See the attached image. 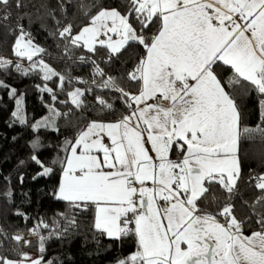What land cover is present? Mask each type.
I'll list each match as a JSON object with an SVG mask.
<instances>
[{"label": "snow or ice", "instance_id": "snow-or-ice-1", "mask_svg": "<svg viewBox=\"0 0 264 264\" xmlns=\"http://www.w3.org/2000/svg\"><path fill=\"white\" fill-rule=\"evenodd\" d=\"M12 7L23 8V0H0V10ZM59 7L65 12V0ZM77 7L87 23L78 31L72 24L58 30L66 50L70 44L95 54L99 45L111 55L135 42L144 55L128 74L136 92L112 78L103 84L121 94L127 114L115 122L93 121L74 142H66L56 198L78 208L94 206L93 226L101 234L136 238L135 253L118 264H264V214L256 221L260 230L245 235L230 202L241 179L235 88L246 83L264 97V0H127L124 12ZM9 19L3 11L0 20ZM17 29L14 55L32 62L31 69L39 64L44 79L63 81L43 60L33 61L44 49L19 22ZM11 65L0 58V68ZM14 66L29 71L19 62ZM97 74L104 75L99 68ZM69 95L79 106L80 90ZM32 159L43 169L40 175L51 173ZM253 179L264 193V175ZM216 185L225 197L211 191ZM206 201L216 205L215 212ZM262 202L264 195L255 203ZM31 232L39 235L36 228ZM13 239L30 244L20 235ZM21 255L19 264H41ZM0 264L15 262L0 257Z\"/></svg>", "mask_w": 264, "mask_h": 264}, {"label": "trees", "instance_id": "trees-1", "mask_svg": "<svg viewBox=\"0 0 264 264\" xmlns=\"http://www.w3.org/2000/svg\"><path fill=\"white\" fill-rule=\"evenodd\" d=\"M59 2L23 0V8L0 10V15L3 11L10 14L8 21L0 20V58L12 62L11 66L0 68V257L18 262L21 254L29 251L39 254L41 264H118L135 253L136 238H107L93 226L94 206L78 208L57 199L55 193L61 180V161L68 155L66 142H74L93 121L115 122L127 114L121 94L103 84L112 78L117 86L136 92L135 82L128 79V74L134 71L144 49L130 42L122 51L111 55L99 45L95 54L70 44L66 50V41L59 37L58 30L72 24L73 30L78 31L87 23L78 3L124 12L127 0H72L71 5L65 0L63 13ZM17 22L30 33L33 43L44 49L33 61L43 60L64 76L63 81L59 76L44 79L39 64L31 69L32 62L14 55ZM17 62L29 71L26 74L17 71L14 66ZM97 68L103 71V76L97 74ZM77 89L83 92L79 106L70 101L69 95ZM234 95L240 112L237 155L241 179L230 202L237 219L244 223L245 235H251L260 230L256 221L264 214V202L255 203L264 193L255 187L253 179L264 175V133L258 131L264 129L261 106L264 97L246 83L237 85ZM99 99L105 104L101 105ZM244 129L250 131L244 132ZM33 156L51 168V173L40 175L43 169ZM172 158H176L175 154ZM211 191L221 198L227 195L218 185ZM204 206L209 211L216 210V205L208 201ZM41 222L48 227H43ZM34 228L39 235L30 244L13 239ZM41 236L44 237L43 252L40 251Z\"/></svg>", "mask_w": 264, "mask_h": 264}, {"label": "rangeland", "instance_id": "rangeland-1", "mask_svg": "<svg viewBox=\"0 0 264 264\" xmlns=\"http://www.w3.org/2000/svg\"><path fill=\"white\" fill-rule=\"evenodd\" d=\"M37 56V55H36ZM35 57V56H34ZM76 92V91H75ZM80 93H81V95L79 96V100L81 101V103H82V101H83V92L80 90ZM70 101L72 102V97L70 96ZM73 103V102H72ZM80 103V104H81ZM76 105V104H75ZM20 236H23L24 237V239L25 240H27V241H30V242H32V241H34L35 239H37V235H33L32 234V232H28V233H23V234H19ZM23 254H27V256H29V257H31L33 260H35V259H40V260H42L41 258H40V256H39V254L38 253H33V252H29V251H25V252H23ZM23 260V256H21V259H20V261H22ZM20 261H18V262H15V264H19V262ZM14 262V261H13ZM24 264H29V262L28 261H24Z\"/></svg>", "mask_w": 264, "mask_h": 264}, {"label": "crops", "instance_id": "crops-1", "mask_svg": "<svg viewBox=\"0 0 264 264\" xmlns=\"http://www.w3.org/2000/svg\"><path fill=\"white\" fill-rule=\"evenodd\" d=\"M109 23H111V22L109 21ZM110 35H113V34H110ZM100 38H101V39H106V37H104V36H101ZM117 38H118V37H116L115 35H113V39H114V40L117 39ZM97 46H98V45H97ZM126 46H127V45H126ZM126 46H125V47H126ZM125 47H124V48H125ZM124 48H123V49H124ZM123 49H122V50H123ZM122 50H121V51H122ZM166 104H167V102H165V105H166ZM239 131H240V122H239ZM239 137H240V136H239ZM238 141H239V139H238ZM104 142H105V143H108V140H107L106 137H105V141H104ZM62 201H64V200H62ZM105 236H106L107 238H110V237H108L106 234H105ZM110 239H113V238H110Z\"/></svg>", "mask_w": 264, "mask_h": 264}]
</instances>
